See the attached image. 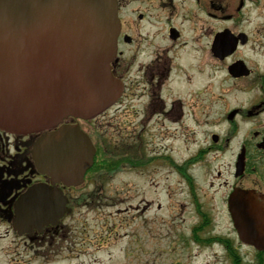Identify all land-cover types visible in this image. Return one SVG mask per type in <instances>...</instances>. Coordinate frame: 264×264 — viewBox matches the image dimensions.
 Listing matches in <instances>:
<instances>
[{
  "label": "flooded vegetation",
  "instance_id": "flooded-vegetation-1",
  "mask_svg": "<svg viewBox=\"0 0 264 264\" xmlns=\"http://www.w3.org/2000/svg\"><path fill=\"white\" fill-rule=\"evenodd\" d=\"M115 6L119 32L111 70L121 93L96 116L68 117L58 125L78 126L87 135L93 163L78 185H54L71 212L57 225L20 237L38 244L37 255L42 250L55 257L61 252L49 245L62 237L63 220L99 175L160 174L164 196L192 208V240L218 244L229 264H264V247L239 239L228 210L229 197L245 192L248 211L264 226V0H115ZM112 123L123 126L117 130L126 147L115 151L121 157L101 136ZM43 135L0 130V221L9 227L18 198L36 186L52 187L36 161L35 144ZM213 179L221 181L219 203L230 225L214 239L207 237L215 227L207 210ZM142 203L152 205L146 198Z\"/></svg>",
  "mask_w": 264,
  "mask_h": 264
},
{
  "label": "water",
  "instance_id": "water-1",
  "mask_svg": "<svg viewBox=\"0 0 264 264\" xmlns=\"http://www.w3.org/2000/svg\"><path fill=\"white\" fill-rule=\"evenodd\" d=\"M119 31L114 0H0V129L48 130L63 118H90L119 95L110 70ZM40 169L66 185L79 183L93 147L78 127L45 134L35 148ZM237 191L228 210L239 239L264 247V226ZM57 189L33 188L15 206L19 235L57 224L70 209Z\"/></svg>",
  "mask_w": 264,
  "mask_h": 264
},
{
  "label": "rangeland",
  "instance_id": "rangeland-1",
  "mask_svg": "<svg viewBox=\"0 0 264 264\" xmlns=\"http://www.w3.org/2000/svg\"><path fill=\"white\" fill-rule=\"evenodd\" d=\"M117 128L123 129V126L112 123L104 127L101 136L107 142V150L121 157L123 152L115 151L126 147V143L123 144L124 137ZM117 135L119 137H115ZM113 141L116 145L109 143ZM223 177L225 173L221 181ZM202 180L208 184L211 177ZM96 181L84 192L89 196L73 204L72 214L63 220L66 225L60 232L62 237L49 245L52 249L59 248L61 253L55 257L48 252L43 254L42 250L37 255L34 250L38 244L18 237L8 224L0 221V264H229L228 260L223 261L218 244H198L202 241L200 237H197L198 242L191 239L190 230L195 219L192 208L174 202V195L172 198L164 196L162 175L124 173L112 180L99 175ZM221 181L213 179L209 192L211 199L207 210L214 218L215 227L210 228L207 237L213 239L230 230L224 206L219 203L222 190H218V183ZM167 183L173 184L170 179ZM144 198L152 201L150 208L141 204ZM175 200L179 201V197L175 196ZM157 203L160 209L156 208ZM136 206L141 210L145 206V212L140 213ZM199 235L205 236L202 231ZM68 246H76L77 252L68 254V250H63Z\"/></svg>",
  "mask_w": 264,
  "mask_h": 264
}]
</instances>
